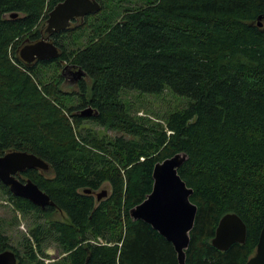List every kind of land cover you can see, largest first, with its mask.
I'll list each match as a JSON object with an SVG mask.
<instances>
[{"label":"trees","instance_id":"obj_1","mask_svg":"<svg viewBox=\"0 0 264 264\" xmlns=\"http://www.w3.org/2000/svg\"><path fill=\"white\" fill-rule=\"evenodd\" d=\"M63 1L0 0V156L21 151L44 160L48 174L22 176L54 203L42 210L0 181V194L17 210L46 220L25 238L22 257L0 218V253L45 264L50 240L68 254L63 264H179L173 245L133 221L130 210L152 192L155 165L183 153L179 175L198 207L186 264H247L264 224V0H142L134 7L118 0L113 10L97 0L99 13L52 36L58 59L26 64L22 44L41 39ZM64 63L86 73L72 94L57 87L62 72L56 84L46 77ZM166 91L185 107L157 122L133 114L129 94ZM62 95L80 105L57 108ZM88 107L96 117L75 113ZM86 122L120 136H99ZM104 185L111 194L98 201ZM56 212L69 222L52 220ZM228 213L245 222L247 241L223 252L212 240Z\"/></svg>","mask_w":264,"mask_h":264},{"label":"water","instance_id":"obj_2","mask_svg":"<svg viewBox=\"0 0 264 264\" xmlns=\"http://www.w3.org/2000/svg\"><path fill=\"white\" fill-rule=\"evenodd\" d=\"M102 10V5L97 0H64L58 4L49 14L47 19L46 38L24 46L20 51V58L26 64L38 62H50L60 57V49L51 41L54 34H59L71 28L72 22L77 19L95 15ZM12 18L17 15L13 14ZM263 17H259L258 25ZM72 67L67 66L62 71V76L72 72ZM77 80L86 77L82 69L73 73ZM97 112L88 107L80 116L92 118ZM187 161V155L180 153L165 159L155 165L153 170V189L147 199L140 205L130 210L133 221H142L151 226L164 239L171 243L177 253L179 264H186L187 250L190 247L191 237L198 207L192 203L194 193L179 175V169ZM49 165L41 158L21 151H11L0 156V181L9 188L14 197L24 199L45 210L54 206L49 195L42 191L37 184L28 179L20 180V176L29 170L46 172ZM91 194V191H86ZM107 192L97 195L98 201L104 199ZM248 228L245 222L234 213L226 214L219 222L212 246L219 251H227L234 244H245ZM0 264H18L17 254L12 250L0 253ZM85 264H89V259ZM247 264H264V224L260 233L258 245L254 256Z\"/></svg>","mask_w":264,"mask_h":264},{"label":"rangeland","instance_id":"obj_3","mask_svg":"<svg viewBox=\"0 0 264 264\" xmlns=\"http://www.w3.org/2000/svg\"><path fill=\"white\" fill-rule=\"evenodd\" d=\"M108 0H105L107 2ZM110 5L109 9L113 10L117 8L118 0H109ZM142 4V0H124V6L126 7H134ZM123 6V7H124ZM118 10H114V12H117ZM123 11V10H121ZM79 23H77L78 25ZM74 26V25H73ZM47 28V21L45 25L42 27V32L46 35L45 30ZM27 42V39L23 44ZM22 44V45H23ZM84 44V43H81ZM21 50V49H20ZM62 69L58 71L55 66L50 67L46 72V77L50 80L51 83L57 82V77L59 74L63 71L64 67L69 66L67 63L62 64ZM43 71L44 69H40ZM76 72L77 70H73ZM62 74V73H61ZM34 80H37L36 78ZM70 81V80H68ZM71 82H67L63 84L62 82L57 86L60 89L63 90V93H74L77 92L76 87L72 86L70 84ZM127 100L132 104L133 107V114L139 117H148L153 119L155 122L156 120H164L169 114L172 112L181 110L186 105V101L170 91H166L162 95H138L137 93H131L129 94V97H127ZM57 108H69V107H78L79 101L78 98L75 97V95H62L60 98V104L55 103ZM58 105V106H57ZM86 109V108H85ZM85 109L76 110L77 112H82ZM65 112V110H64ZM65 114V113H64ZM69 118V115H67ZM89 122H86V127L89 128L91 131H96L99 133V136H110V137H117L120 136V134L114 132V131H106L96 125H92ZM50 172V169L44 172V174H48ZM20 179H23L25 182L28 180L26 177L21 176ZM103 191L107 192V196L104 199H107L111 194V188L109 185H104L97 193H101ZM0 218H1V227L2 231L9 237L12 246L19 251L20 255L23 257L25 254V238L31 236L30 232L35 227L37 223H43L46 222L44 218L40 219L37 218L36 215L30 213V214H24L17 210L11 202H9L2 194H0ZM52 220L59 221L63 223L69 222L66 215H64L61 212H56L52 215ZM44 250L45 253L50 255V257L45 258V264H63V262L66 260V257L68 254L63 253V251L60 249L59 245L54 241H47L44 244ZM41 257V254H40ZM66 264V262L64 263Z\"/></svg>","mask_w":264,"mask_h":264},{"label":"flooded vegetation","instance_id":"obj_4","mask_svg":"<svg viewBox=\"0 0 264 264\" xmlns=\"http://www.w3.org/2000/svg\"><path fill=\"white\" fill-rule=\"evenodd\" d=\"M76 21H77V20H76ZM42 31H43V30H41V39H40V40H42L43 38H46V35H45ZM51 38H52V37H51ZM40 40H39V41H40ZM51 41H52V39H51ZM33 43H36V42H35V41H31L30 39H27V42L21 46V49H22L24 46L29 45V44H33ZM19 51H20V50H19ZM40 63H41V62L36 61V62L33 63L32 65L37 66V65H40ZM74 70H76V69H74ZM73 73H74V71L72 70V72H70L69 74H68V73L66 74V77H63V84H65V83H67V82H71L70 84H71L72 86L76 87V89H78V85H79L80 81H81L83 78H82L81 80H77V81H76V77L73 75ZM68 80H70V81H68ZM76 91H77V90H76ZM78 113H79V116H80L81 112H78ZM78 113H77V114H78Z\"/></svg>","mask_w":264,"mask_h":264},{"label":"built area","instance_id":"obj_5","mask_svg":"<svg viewBox=\"0 0 264 264\" xmlns=\"http://www.w3.org/2000/svg\"><path fill=\"white\" fill-rule=\"evenodd\" d=\"M100 242L102 243V241L100 240Z\"/></svg>","mask_w":264,"mask_h":264}]
</instances>
